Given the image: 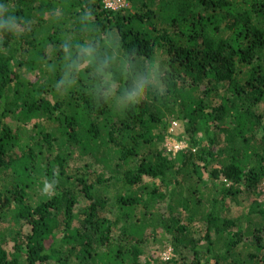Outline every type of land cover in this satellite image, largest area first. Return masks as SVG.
I'll use <instances>...</instances> for the list:
<instances>
[{
    "label": "trees",
    "instance_id": "obj_1",
    "mask_svg": "<svg viewBox=\"0 0 264 264\" xmlns=\"http://www.w3.org/2000/svg\"><path fill=\"white\" fill-rule=\"evenodd\" d=\"M103 1L0 0V264H264V0Z\"/></svg>",
    "mask_w": 264,
    "mask_h": 264
},
{
    "label": "rangeland",
    "instance_id": "obj_2",
    "mask_svg": "<svg viewBox=\"0 0 264 264\" xmlns=\"http://www.w3.org/2000/svg\"><path fill=\"white\" fill-rule=\"evenodd\" d=\"M205 135V128L203 127L195 136L199 141L203 140L202 146L207 145V140H204ZM188 137L189 136L186 133L184 124L178 123V127L174 126V128L170 125L168 129V136L165 139L164 145L170 152L173 153V155H175L174 157H177V153L181 152L182 149H185L187 147V144L189 142H187V140L189 139ZM176 146H180V149H178L177 152L175 150ZM258 192H260L259 195H257ZM257 193L256 195L258 201L264 203V185L258 189ZM244 204L247 205V202ZM168 217L170 218V216ZM165 220L169 219L165 217ZM4 229L8 232V236H13L17 229V225L8 219L0 220V231ZM162 232V234H156L155 238H152V241L146 245V255H148L147 258L152 257L151 262L154 264H173V262L178 258V253L174 249L172 242L167 241V235L164 234L165 232ZM147 258L145 256L142 259L141 263L148 264Z\"/></svg>",
    "mask_w": 264,
    "mask_h": 264
},
{
    "label": "clouds",
    "instance_id": "obj_3",
    "mask_svg": "<svg viewBox=\"0 0 264 264\" xmlns=\"http://www.w3.org/2000/svg\"><path fill=\"white\" fill-rule=\"evenodd\" d=\"M21 18L10 13L4 4H0V32L7 31L9 34H18L22 28L18 21ZM85 57L91 55L89 49L81 50ZM144 85L137 84L134 90L127 96V99L133 103H139L141 96L144 94ZM53 187L52 184H45L44 191L47 193Z\"/></svg>",
    "mask_w": 264,
    "mask_h": 264
},
{
    "label": "built area",
    "instance_id": "obj_4",
    "mask_svg": "<svg viewBox=\"0 0 264 264\" xmlns=\"http://www.w3.org/2000/svg\"><path fill=\"white\" fill-rule=\"evenodd\" d=\"M103 3L107 9L115 12L122 11L128 7L125 0H104ZM174 125L176 126V123ZM178 149H180V146L175 147L176 152Z\"/></svg>",
    "mask_w": 264,
    "mask_h": 264
}]
</instances>
